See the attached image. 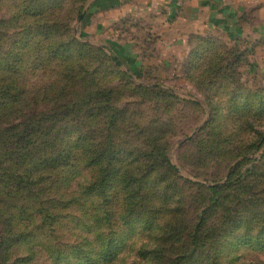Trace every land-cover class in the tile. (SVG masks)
Wrapping results in <instances>:
<instances>
[{"label": "rangeland", "instance_id": "374dc122", "mask_svg": "<svg viewBox=\"0 0 264 264\" xmlns=\"http://www.w3.org/2000/svg\"><path fill=\"white\" fill-rule=\"evenodd\" d=\"M108 1L0 0V264H264V0H229L235 33L197 36L194 68L236 73L214 86L189 68L202 42ZM32 118L29 147L8 131Z\"/></svg>", "mask_w": 264, "mask_h": 264}, {"label": "crops", "instance_id": "0c3cea01", "mask_svg": "<svg viewBox=\"0 0 264 264\" xmlns=\"http://www.w3.org/2000/svg\"><path fill=\"white\" fill-rule=\"evenodd\" d=\"M141 3L144 9H149V13H158L154 20L162 24L163 30H166L164 33L168 30L172 35L168 42L186 44V53L190 52L193 37L206 36L210 31L228 30L231 33L238 19L229 0H142Z\"/></svg>", "mask_w": 264, "mask_h": 264}, {"label": "trees", "instance_id": "16d2710c", "mask_svg": "<svg viewBox=\"0 0 264 264\" xmlns=\"http://www.w3.org/2000/svg\"><path fill=\"white\" fill-rule=\"evenodd\" d=\"M28 2H29V6L26 8V10L23 12V14L28 12L33 7H35L36 10H38V13H40V9H42L44 7V4L41 3V0H28ZM228 37L229 38L232 37V34H228ZM193 39H197L198 41L202 42V44H203V47H198V49H196L195 52H193L194 50L192 49V52H191L190 57L188 59L189 68L190 69H196V70L198 69V73L195 74L196 78L193 79V81L194 82L196 81L197 83H200V84H201V82H203L202 84H208L209 83L208 85L214 86L215 83L207 82V80H210L213 82V79H211L210 77L215 76V80H217V79L218 80L219 79L225 80L227 78L228 80H230V82H232L233 78L236 77V73L233 72L231 68H228L226 65H223V64H221L220 66L213 64V66H212L211 63H213V60L210 58L211 56H209L208 59L206 60V68H204V69L194 68L192 66L196 62V60L199 59L198 54L201 51H207V48L205 46H206V44H210V41H211L207 37H197V38L193 37ZM235 40L242 42L241 36L235 37ZM235 44H236V46L238 45L236 43V41H235ZM222 61H223V59H221L220 62H222ZM190 63H191V66H190ZM191 75L194 76V74H191ZM199 77H202V78L205 77V79L202 80V78H199ZM74 81L77 82V79H74ZM226 83H229V82H226ZM229 84L231 85V83H229ZM13 90L14 89H10V91H13ZM100 94H101L100 91L97 92V95H100ZM62 96H63V94H62ZM91 97H92L91 94H88V95H86L85 100H83V101L80 100L76 103H73V107H72L73 110H75V109L81 110L84 106H88V103L92 99ZM0 103H1V101H0ZM4 105L5 104H2V107H4ZM65 108H67V106H65ZM107 108H108V110L113 111V109L111 107H107ZM3 117H4V114L0 115V122H3V120L1 119ZM37 122H38V120H35L34 118L29 119L27 121H23L19 126L9 130L8 132L9 133L11 132V134H13V135H14V133H18L16 135V139H19V138L26 139L27 145H29V147H33L32 144H34V139H35L34 130L37 127ZM4 141H5V138L2 136V134H0V145L3 144ZM19 141L20 140H18V142ZM6 142H7V144L5 145V148L8 146V144H10V142L8 140H6ZM113 154H114V151H113ZM9 156H11V155H9ZM163 157H165V156H163ZM70 158H72V157H70ZM73 158L85 160V162L88 166H95L99 169L100 174L104 175V177L108 176V166L110 164L106 165L104 167V163H103L104 162L103 159H105L104 155H101L97 159H92V158H89L88 155H82V154L81 155H75V156H73ZM7 160H10V159H7ZM162 164L165 165V167H169L171 170H175V168L168 161L167 157L162 159ZM64 166H68V164L67 165H64V164L57 165V163H54L53 165L45 167L46 168V174L49 170H57V169L59 170L60 168H63ZM42 180H44V178H42ZM46 180H50V178L48 177L47 179H45V181ZM102 181H103V179H101V177L98 178L96 182L92 183L90 188H92L94 190L103 189ZM31 185H33V184H31ZM212 191L217 193L219 191V188H214V189H212ZM201 228H202V226H201ZM201 228H199V229H198V227L196 228V231H195L196 237L198 236L199 232L201 231ZM193 245L196 246L197 243L193 242ZM114 248L116 249L117 247H110L109 250L107 249L103 253L102 258H104L106 262L114 261L115 256H116V254H114V250H115ZM194 248H195V251L198 249V247H194Z\"/></svg>", "mask_w": 264, "mask_h": 264}]
</instances>
